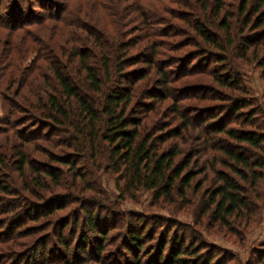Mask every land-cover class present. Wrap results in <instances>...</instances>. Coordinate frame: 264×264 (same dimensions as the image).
<instances>
[{
	"label": "rangeland",
	"instance_id": "374dc122",
	"mask_svg": "<svg viewBox=\"0 0 264 264\" xmlns=\"http://www.w3.org/2000/svg\"><path fill=\"white\" fill-rule=\"evenodd\" d=\"M12 1L18 3L25 13L34 12L42 15V19L37 23L27 22L31 24H22L18 28L3 26V21L7 19L4 10H6L7 4H12ZM54 1L57 5H62V9H67L68 22L64 21L58 13L56 14L57 11L54 8L52 11H47L48 7L46 4L45 6L41 4L42 0H0V8L3 9L0 12V125L2 126L0 155L7 161V176L11 182L16 181L15 185H18L17 190L19 189L20 192L15 196L6 195L5 200L18 205V203H24V199H28V201L39 204V201L44 203L45 198H53L55 194L61 197L70 194L78 195L83 201L58 211L50 219L57 228L59 223L74 216L78 210L84 207L86 201L99 197L94 190L88 189L93 181H99L107 192V199L110 203V206L102 205L112 208V212L102 209L101 214L102 216L108 215L110 221H106L107 225L114 227L110 230L111 233L106 242L107 250L101 257L96 253L90 256L89 250L82 251L80 249L81 257L86 260L83 264H115L117 262L125 264L124 257L118 258L119 251L117 249L122 250L121 235L125 232L127 217L134 213L143 214L148 218L162 216L181 222L187 228L182 231L183 235L188 237V241L195 239L197 243L202 242L204 245L225 251L218 258L216 256L215 262L217 263L254 264L257 258L264 256V192H262L264 191V177L258 186L251 188L258 213L253 216L254 218L252 217L253 220L248 227H241L242 234L230 232L220 225L210 228L209 216L206 215L203 218L197 216V204L201 200L200 196L204 190L213 183V173L210 168L212 162L217 168L231 172L227 166L220 162L216 163L214 155L217 152L210 150V140L214 141L210 139L214 136L208 130L210 122L207 124L208 121H206L210 117V108L220 114V120H227V125L264 131V66L262 64L264 62V25L258 28L254 24L244 26V18L240 12L242 0H223L224 6L220 13H217L216 0ZM203 2L207 3V9L202 7ZM228 14H231V34H227L219 26V24L222 25L223 18L229 16ZM77 16H80V21H76ZM17 17H20L19 13ZM195 17L204 20L210 27V31L220 35V41L225 47L224 51L227 57L224 63L217 61L218 55H221L220 48L207 44L188 24L187 20L194 21ZM79 22L80 26H78ZM81 23L92 28L93 34L91 31L83 29L84 24L81 25ZM167 28L172 29L170 36L160 34L155 37L148 36L150 29L154 32L157 30L163 32L162 29L166 30ZM242 32L259 34L261 38L256 36L259 43L245 51L241 44ZM38 40H42V43ZM230 41L233 42L231 45ZM154 43H157L158 66L145 79L134 84V100L148 103L152 101L148 98L151 93L158 92L161 96L165 95V89L160 85L163 81L161 72H158L156 68L159 67L171 78L167 86L171 96L164 102L159 99L154 100L156 108L153 112H149L145 119V128L149 129L157 124L162 126L165 123L171 127L179 125L181 119L174 112L176 103L179 110L191 118L193 124L183 131V136L181 138L173 137L165 144V146L176 144L185 153H191L193 161L198 159L199 164L196 165V171L202 167L206 168V173L198 174L193 182V187L196 188L202 181L201 190L198 193L193 190L188 192L190 203L181 204L182 201L178 197L175 203L164 198L156 200L153 193L145 189L134 192V196H130L131 193L125 194V197L122 198L120 189L117 187L115 173L107 167L109 161L106 158L105 145H102V151L95 159L89 154L88 148H85L81 155L72 152L81 160L80 164L85 169L87 181L81 185L84 192L70 184L71 178L69 179L70 183L66 182L63 186H51L47 191L39 190L42 197L24 190L26 179L19 176L13 163V160L17 158L15 156L17 149L24 145L29 158L47 163L52 162L50 154L63 155L71 150L67 146L55 147L43 137L37 136L46 134L49 135V139H59V137L70 135L64 130H55L53 127V129L48 127L40 130L41 124L37 123L41 116L44 123L48 124L42 112L38 111L36 107L39 108L42 103L39 101L46 100L50 93H57L54 89L57 85L55 71L52 67L56 61H59L57 57L59 56L61 59L62 66H68L67 70L64 66V71L77 81L78 78L84 79L85 73L80 69V57L71 56L72 50L87 47L93 49L94 54L99 53V57L92 59L91 62L103 73L101 62V58L104 57L103 52L109 50L111 71H114L115 63L118 60V50L122 49L130 57V60L125 64L130 63L126 66L125 71H135L148 67L143 59L147 61L145 56L152 54ZM137 59L141 61L136 62ZM133 62L134 64H132ZM192 63L193 70L191 66L188 67V64L192 65ZM189 68L192 72L188 70ZM114 77L117 79V75ZM220 77L222 79L225 77V81L227 78L238 77L245 91L224 87L220 84ZM111 84L112 82L109 83L110 86H112ZM239 98L250 101L249 106L240 110L238 114L230 113V105ZM29 108L35 113L33 114ZM8 109L11 110V113ZM6 116L7 122L2 124L1 120ZM233 116L235 117L233 118ZM249 119L250 121L254 120V123H248ZM30 133L33 136L29 135ZM25 141L28 142L23 144ZM208 141L209 144H207ZM256 153L264 157V149L257 150ZM28 182L31 183L33 191L38 190L37 187L34 188L35 185L30 179ZM5 200L0 197V209L6 204ZM61 200L63 201V198ZM87 204L89 211L94 209L93 205ZM73 206L77 208L72 209ZM117 211L120 215L117 214ZM12 214H0V223L5 226L0 230V234L6 233L8 225L5 224L11 221ZM123 215L125 216L123 217ZM46 220L47 218L43 217L40 221ZM243 220L245 221V219ZM32 224L34 225V222H29L28 225ZM38 229L40 232L41 228ZM69 229L70 226L63 234L65 237L70 234ZM81 230L86 232L94 242H98L96 238H101L100 234L92 232L85 223L80 225L79 231ZM45 234L46 232H41L26 237L23 234L19 239L27 243L26 246L6 250L3 245L0 249L5 250V253H20L27 250L29 243L32 244L35 239L45 236ZM48 234L52 235L53 232H48ZM159 237L160 234H156L155 241L151 242L154 246L157 245ZM75 245V243L71 244V251L68 254H65V248L62 245L57 248L53 247L54 255L49 253L45 259L49 260L51 256H54L53 259L60 264L65 260L75 261V252L77 251ZM59 250L62 253H58ZM255 250L259 253H255ZM227 252L239 261L232 259L228 262ZM9 264L11 263L9 262Z\"/></svg>",
	"mask_w": 264,
	"mask_h": 264
},
{
	"label": "trees",
	"instance_id": "16d2710c",
	"mask_svg": "<svg viewBox=\"0 0 264 264\" xmlns=\"http://www.w3.org/2000/svg\"><path fill=\"white\" fill-rule=\"evenodd\" d=\"M216 2L217 13H220L224 6L223 0H216ZM41 4L44 6L46 4L47 11H52L54 8L57 11L56 14L58 13L64 21L68 22L67 9H62V5H57L54 0H42ZM202 7L207 9V3L203 2ZM2 10L0 8V12ZM240 12L244 18V26L254 24L258 28L264 25V0H242ZM18 13L20 17H17ZM4 15L7 16V19L3 21V26L16 28L21 27L22 24H31L27 23L30 21L37 23L42 19V15L34 12L25 13L18 3H13V1L11 5L7 4ZM228 15L223 18V23L219 26L227 34H231V14ZM70 21L72 20L70 19ZM76 21H80V16H77ZM187 22L199 35L198 37H201L207 44L220 48L221 55H218L217 61L224 63L227 57L224 51L225 47L220 41V35L210 31V27L199 17H195L194 21L188 19ZM81 25L85 27H82L83 29L89 30L93 34L92 28L87 27V24L81 23ZM78 26H80V22ZM159 31L154 32L150 29L148 36L155 37L159 34L170 36L172 29L167 28L166 30L162 29L163 32ZM257 35L258 38H261L257 33H241L243 37L241 44L245 51L259 43ZM38 42L42 43V40H38ZM232 43L230 41L229 44ZM154 44L152 54L145 56L147 61L143 59L148 67L135 71H125L126 66L130 63L125 64L130 60V57L122 49L118 50V60L115 63L114 71H111L109 50L103 52L104 57L101 58L103 73L91 62L92 59L99 57V53L96 55L93 49L87 47L72 50L71 56L80 57V69L85 73L84 79L78 78L77 81L64 71L65 65L62 66L61 59L59 56L57 57L59 61H56L52 66L57 85L54 89L57 93H50L46 100L39 101L42 102L39 108L35 106L38 111L42 112L48 124L44 123L41 116L37 123L41 124L40 130L53 127L55 130H64L70 135L59 137V139H49V135L46 134L37 136L43 137L55 147L67 146L71 150L63 155L50 154L52 162L47 163L29 158L24 145L17 149L15 153L17 158L13 160V163L19 176L26 179L24 190L42 197L39 190L47 191L51 186H63L66 182L70 183L69 179L71 178L70 184L80 189L79 191H83L81 185L87 181L85 169L80 164L81 160L72 152L81 155L85 148H88L89 154L95 159L102 151V145H105L107 151H104L109 161L107 167L115 173L117 187L120 189L122 198L125 197V194L131 193L130 196H134V192L145 189L151 191L156 200L164 198L175 203L178 197L182 201L181 204L190 203L188 192L193 190L198 193L201 190L202 181V185L199 183L196 188L193 187V182L198 174L206 173V168L202 167L196 171V165L199 164L198 159L193 161L192 154L185 153L176 144L168 146L165 144L173 137L181 138L183 131L193 124L191 118L180 111L176 103L174 112L181 119L179 125L171 127L165 123L162 126L157 124L149 129L145 128V119L149 112H153L156 108L154 100L159 99L164 102L171 96L170 89L167 87L171 78L162 69L156 68L158 72H161L163 81L160 85L164 87L165 95L161 96L158 92L151 93L148 98L152 101L148 103L134 100V84L145 79L158 66L157 43ZM262 64L264 66V62ZM189 66L192 69L193 63L192 65L188 64ZM65 68L69 69L68 66ZM115 75H117V79L114 77ZM224 79L226 78L224 77ZM224 79H220V84L224 87L245 91L238 77L227 78V81ZM111 82L112 86L109 85ZM249 104L250 101L239 98L230 105L229 112L238 114ZM29 109L33 111L31 108ZM8 111L11 113V110L8 109ZM214 111L210 108V117L206 120L207 124L210 122L208 130L214 136L210 138L214 140H210V150L217 152L215 155L212 152L211 154L214 155L216 163H222L231 172L217 168L215 163H211L213 183L200 196L201 200L197 204V216L201 218L209 216L210 228L220 225L230 232L242 234L241 227H248L253 216L258 213L251 188L258 186L264 177V157L256 153L257 150L264 149V131L227 125V120H220V114ZM6 122L7 116L1 120L2 124ZM249 122L253 124L254 120L250 121L249 119ZM29 135L33 136L32 133ZM27 142L25 141L23 144ZM6 167L7 161L0 155V197L4 200L6 195L15 196L20 193L19 189L17 190L18 185H15L16 181L11 182L7 176ZM28 179L34 183V188H38L37 191H33ZM88 189L94 190L99 197L86 201L84 207L78 210L74 216L59 223L57 228L50 219L58 211L83 201L78 195L70 194L61 197L55 194L53 198H45L44 203L39 201V204L28 201V199H24L25 202L18 203V205L5 200L6 204L1 207L0 214H13L12 217L10 216L11 221L9 219L8 224L4 221L8 228L6 233L0 234V248L4 245L6 250H12L26 246L27 243L19 239L23 234H25L24 237L41 232H46V234L35 239L32 244L29 243L27 250L20 253H5V250L0 249V264H9V262L11 264H60L53 259L54 256H51L49 260L45 258L49 253H55L53 247L57 248L59 245H62L65 248V254H68L71 251V244L74 243L77 250L75 261L65 260L62 264H83L86 262L79 253L80 249L82 251L89 250L90 256L96 253L101 257L107 250L106 242L111 233L110 230L114 227L107 225L106 221H110V219L108 215L102 216L101 210L112 212V208L108 207L110 203L107 199V192L99 181H93ZM99 199L101 200L97 201ZM87 203L93 205L94 209L89 211ZM76 208V206L72 207V209ZM117 214H119L118 211ZM43 217L47 220L40 221ZM25 218L26 220H24ZM127 218L125 232L121 235L124 252L117 249L119 251L118 258L124 257L125 264H220L215 262V258L224 254L225 251L204 245L202 242L197 243L195 239L188 241V237L183 235L182 231L187 228L179 221L162 216L148 218L140 213L130 214ZM83 219L84 221H82ZM29 222H34V225H28ZM83 223L88 225L92 232L101 235L100 239L95 237L98 242H94L86 232L79 231L80 225ZM69 226L70 234L65 237L63 234ZM4 227L0 223V230ZM39 227L41 228L40 232ZM162 228L164 229L162 230ZM48 232H53V234L50 235ZM237 233L236 235H238ZM156 234H160V237L157 245L154 246L151 242L155 241ZM57 252L62 253L61 250ZM255 253H259V251L255 250ZM226 258L228 262L236 259L234 256L231 257L228 252ZM263 259L264 256L257 258L254 264H262ZM236 261L239 260L236 259Z\"/></svg>",
	"mask_w": 264,
	"mask_h": 264
}]
</instances>
